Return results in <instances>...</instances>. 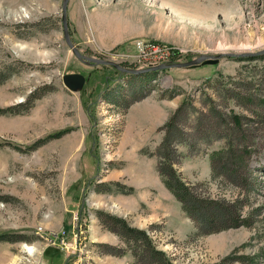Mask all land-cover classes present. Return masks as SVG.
Instances as JSON below:
<instances>
[{
    "label": "rangeland",
    "instance_id": "374dc122",
    "mask_svg": "<svg viewBox=\"0 0 264 264\" xmlns=\"http://www.w3.org/2000/svg\"><path fill=\"white\" fill-rule=\"evenodd\" d=\"M63 4L0 0V239L13 241L0 242V264H157L98 213L147 232L173 264H264V0L69 1L85 56L134 70L222 56L153 79L78 59ZM118 19L129 37L113 47ZM67 74L84 75L83 90ZM150 97L171 110L154 142L152 129L124 136ZM168 147L196 200L192 234H179L162 191L130 202ZM112 179L136 195L99 192Z\"/></svg>",
    "mask_w": 264,
    "mask_h": 264
},
{
    "label": "trees",
    "instance_id": "16d2710c",
    "mask_svg": "<svg viewBox=\"0 0 264 264\" xmlns=\"http://www.w3.org/2000/svg\"><path fill=\"white\" fill-rule=\"evenodd\" d=\"M67 21L69 24L71 23L69 17H67ZM70 35L73 40V34L71 33ZM157 74L158 72H152V73L144 74L143 76L153 79ZM176 115L177 113L174 116H172L170 123L174 122ZM170 123L168 124L170 125ZM65 132L66 131H64L63 134ZM167 149L168 150L164 151L161 156L162 159L159 162L160 167L158 166L159 167L158 172L165 186L170 190V192L175 196V198L182 204V210L184 211V213L192 219V212H191L192 206H190V202L192 203V200H195V198L192 196V189L183 181L181 176L173 167L171 163L172 160L171 151L169 150V147ZM149 156H154V155L149 154ZM112 186H115L120 193L125 195H130L134 192V189L127 187L118 182L102 185L101 187H105L106 189L99 190V192L102 191L111 192ZM98 216L104 227L115 231L124 242L128 244L135 243L132 246L130 245L132 249L137 248L138 250L140 247H142V249L147 254H149L151 258H153L157 262V264H173L165 253H163L162 251H158L156 249L153 241L151 240V237L148 235L147 232L133 228L128 224L126 220L121 218H117L104 213H98ZM109 223H113L116 228L114 229V227H111ZM1 241L13 242L9 239H0V242Z\"/></svg>",
    "mask_w": 264,
    "mask_h": 264
},
{
    "label": "crops",
    "instance_id": "0c3cea01",
    "mask_svg": "<svg viewBox=\"0 0 264 264\" xmlns=\"http://www.w3.org/2000/svg\"><path fill=\"white\" fill-rule=\"evenodd\" d=\"M81 13H82V11H81ZM78 24H79V22H77V26H78ZM121 24H122L121 21L118 19L117 23H116V28H115L116 34L114 35L115 39L113 42V47L121 45L123 43V41H125L129 37V34H127V30H125V28L123 29V26H121ZM78 29H79V31H81V30L83 31L84 28H82V24H81L80 28L78 27ZM146 100H150V102L148 104L140 106V108L136 110V108L139 106V105H137L139 103H137L136 105H133L128 110L127 121H128V114L130 113V111L131 110H136V111H135L134 116L132 118L133 123L131 125V122H130L128 130H127V126H128V122H127V126H126L124 136L126 135V131H127V133L129 132V134L131 136H135L136 133H140L141 131H146V130L152 129L153 130L152 142H154V137H155V133H156L157 128L164 123L165 118L171 114V110H170V107L168 105L164 104V102L163 103L160 102V100L155 99L154 97L147 98ZM146 100H144V101H146ZM154 145H155V143L150 144V146H154ZM147 146H149V145H147ZM147 146H145L144 148H146ZM144 148H142L140 150V152H142V150ZM121 157H123L122 154H121ZM148 158H150V157H148ZM155 163H156V161H155ZM155 169H156V166H155ZM156 172L158 175L156 182L149 184L148 187L143 189V191H142L143 197L140 198V200L130 199V202H137L138 201V204H139L140 202H142V200L144 198H146L145 193L150 192L152 190L162 191V194H163V196H165L166 199L161 197V194H159L157 197V201L160 204H162L167 200L168 205L172 204L174 206L175 210L176 209L178 210L177 215H176L177 218L171 219V220L173 221L174 225H176V226L180 225L182 227L181 230H178L179 234L180 235L181 234H185V235L192 234V224L190 223L189 217L182 210V204L175 198V196L170 192V190L163 183V180H162V178L158 172V167L156 169ZM111 181L116 182V180H114V179H112ZM126 186L134 189V187L129 186L128 184H126ZM134 191H135V189H134ZM165 192H167V195L165 194ZM130 195L134 197V195H136V194L132 193ZM130 195H128V196H130ZM126 202H129V200L126 199ZM138 204H137V206H138ZM160 209H161V211L163 210V212H164L165 207H164V209L163 208H160ZM163 212L161 214H163ZM183 214L186 217L185 219H182Z\"/></svg>",
    "mask_w": 264,
    "mask_h": 264
},
{
    "label": "water",
    "instance_id": "95a60500",
    "mask_svg": "<svg viewBox=\"0 0 264 264\" xmlns=\"http://www.w3.org/2000/svg\"><path fill=\"white\" fill-rule=\"evenodd\" d=\"M69 1L70 0H64V4H63L64 37H65L67 45L72 50L74 55L78 59L84 61L85 63H92L95 65L111 66V67L115 68L116 70H118L119 72H121L122 74L138 76V75H144V74L152 73V72H159V71H163V70L170 69V68L182 69V68L195 67V66L206 65V64H216L219 62V60L222 59V56H215V57L202 56L199 59H196V60L189 62V63L151 66L145 70H134V69H128L119 63H115L112 61H104V60H101L98 58H92V57L85 56L80 52L79 48L76 47V45L74 44L72 37L70 35L69 29H68L67 17H68ZM247 56L251 57L252 55L231 56V57L244 58ZM86 80H87L86 77L82 74H67L63 77V83H64L65 87L68 90H70L72 92H76V93L83 90V88L86 84Z\"/></svg>",
    "mask_w": 264,
    "mask_h": 264
},
{
    "label": "bare ground",
    "instance_id": "6f19581e",
    "mask_svg": "<svg viewBox=\"0 0 264 264\" xmlns=\"http://www.w3.org/2000/svg\"><path fill=\"white\" fill-rule=\"evenodd\" d=\"M227 50V49H226ZM28 254L30 255V256H33V255H35V251L33 250H31V249H28ZM4 263V262H3ZM15 262H11V263H9V264H14Z\"/></svg>",
    "mask_w": 264,
    "mask_h": 264
},
{
    "label": "built area",
    "instance_id": "2783aa9c",
    "mask_svg": "<svg viewBox=\"0 0 264 264\" xmlns=\"http://www.w3.org/2000/svg\"><path fill=\"white\" fill-rule=\"evenodd\" d=\"M156 46H158V45L155 44L152 48H154V47H156ZM148 54H149V53H148ZM151 55H152V53H151ZM153 65H155V64L152 63L151 66H153Z\"/></svg>",
    "mask_w": 264,
    "mask_h": 264
}]
</instances>
